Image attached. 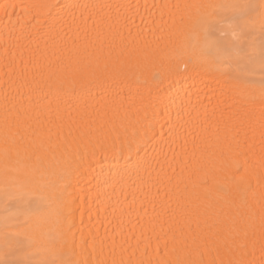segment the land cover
<instances>
[{"label":"bare ground","instance_id":"6f19581e","mask_svg":"<svg viewBox=\"0 0 264 264\" xmlns=\"http://www.w3.org/2000/svg\"><path fill=\"white\" fill-rule=\"evenodd\" d=\"M264 264V0H0V264Z\"/></svg>","mask_w":264,"mask_h":264},{"label":"snow or ice","instance_id":"6c2138e0","mask_svg":"<svg viewBox=\"0 0 264 264\" xmlns=\"http://www.w3.org/2000/svg\"><path fill=\"white\" fill-rule=\"evenodd\" d=\"M103 264V262H102ZM113 264H115V261L113 262ZM177 264H205V262L203 260H199V261H178ZM228 264H234V262L229 261ZM235 264H241V262H235Z\"/></svg>","mask_w":264,"mask_h":264}]
</instances>
